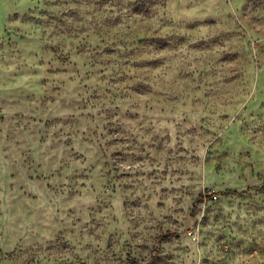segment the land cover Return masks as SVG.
I'll return each mask as SVG.
<instances>
[{
  "label": "rangeland",
  "instance_id": "rangeland-1",
  "mask_svg": "<svg viewBox=\"0 0 264 264\" xmlns=\"http://www.w3.org/2000/svg\"><path fill=\"white\" fill-rule=\"evenodd\" d=\"M0 264H264V0H0Z\"/></svg>",
  "mask_w": 264,
  "mask_h": 264
},
{
  "label": "trees",
  "instance_id": "trees-1",
  "mask_svg": "<svg viewBox=\"0 0 264 264\" xmlns=\"http://www.w3.org/2000/svg\"><path fill=\"white\" fill-rule=\"evenodd\" d=\"M203 196H204L203 193L200 192L198 195V199H202Z\"/></svg>",
  "mask_w": 264,
  "mask_h": 264
}]
</instances>
